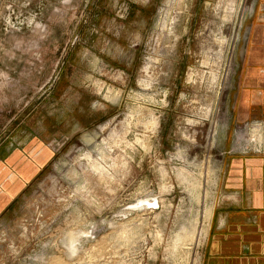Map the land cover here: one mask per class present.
Instances as JSON below:
<instances>
[{"label": "rangeland", "instance_id": "obj_1", "mask_svg": "<svg viewBox=\"0 0 264 264\" xmlns=\"http://www.w3.org/2000/svg\"><path fill=\"white\" fill-rule=\"evenodd\" d=\"M258 2L0 0V264L201 263Z\"/></svg>", "mask_w": 264, "mask_h": 264}, {"label": "crops", "instance_id": "obj_2", "mask_svg": "<svg viewBox=\"0 0 264 264\" xmlns=\"http://www.w3.org/2000/svg\"><path fill=\"white\" fill-rule=\"evenodd\" d=\"M263 12L264 0H259L251 59L245 65L240 98V109L248 112L254 107L264 108ZM222 190L223 198L212 212L200 264H264V157L232 159Z\"/></svg>", "mask_w": 264, "mask_h": 264}, {"label": "bare ground", "instance_id": "obj_3", "mask_svg": "<svg viewBox=\"0 0 264 264\" xmlns=\"http://www.w3.org/2000/svg\"><path fill=\"white\" fill-rule=\"evenodd\" d=\"M33 20V19H32ZM34 21V20H33ZM32 21V22H33ZM97 85L99 86V88L101 89V88H103V84L102 83H100V82H98L97 83ZM96 89H98V88H96ZM120 95V93L119 92H113V90H111V89H109V94L107 95V98L108 99H111V98H114L115 96H119ZM263 125V124H262ZM104 129V127H102L101 128V130H103ZM261 131H262V127H260V126H256L254 129H253V132H252V134H249V135H251L252 137H253V141L254 142H258V143H260V144H258L257 146H259V145H262V142L264 141V138L263 139H261L262 138V136H263V133H261ZM244 136V137H243ZM243 136H241L240 137V142H244V141H246V142H250V139H246V134H244ZM248 137V136H247ZM262 147H263V145H262ZM144 203V202H143ZM211 214H212V210H210V213H209V220H210V218H211ZM209 222V221H208ZM208 232V231H207ZM73 233V232H72ZM72 233H71V235H72ZM83 235L85 236V235H88V233L86 234V232L84 231V233H83ZM72 238V240L74 241V238L73 237H71ZM74 245V244H73Z\"/></svg>", "mask_w": 264, "mask_h": 264}, {"label": "water", "instance_id": "obj_4", "mask_svg": "<svg viewBox=\"0 0 264 264\" xmlns=\"http://www.w3.org/2000/svg\"><path fill=\"white\" fill-rule=\"evenodd\" d=\"M149 207L157 208V205H156V203H152V204H150Z\"/></svg>", "mask_w": 264, "mask_h": 264}]
</instances>
